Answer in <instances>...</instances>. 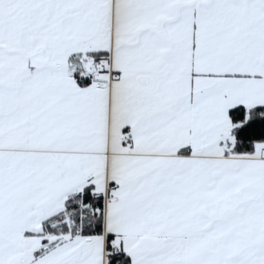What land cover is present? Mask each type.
Here are the masks:
<instances>
[{"label": "snow or ice", "instance_id": "1", "mask_svg": "<svg viewBox=\"0 0 264 264\" xmlns=\"http://www.w3.org/2000/svg\"><path fill=\"white\" fill-rule=\"evenodd\" d=\"M0 264H264V0H0Z\"/></svg>", "mask_w": 264, "mask_h": 264}]
</instances>
